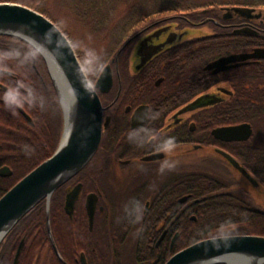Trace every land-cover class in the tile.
I'll use <instances>...</instances> for the list:
<instances>
[{
  "label": "flooded vegetation",
  "instance_id": "af4514ba",
  "mask_svg": "<svg viewBox=\"0 0 264 264\" xmlns=\"http://www.w3.org/2000/svg\"><path fill=\"white\" fill-rule=\"evenodd\" d=\"M224 21L203 18L187 20L183 26L166 22L140 36L134 47L151 32L171 24L176 31L214 25L223 32L251 28L264 33V15L257 20ZM197 39L169 48L142 67L141 62L132 61V52L127 69L122 68L121 53L104 65L103 69H112L113 86L107 93L97 92L104 122H110L89 164L53 195V222L51 214L48 220L45 201L46 235L39 248V264H166L191 246L201 231L199 221L213 215H264L263 191H253L218 153L222 150L237 159L236 149L248 141L218 140L202 122L205 111L223 105L231 96V84L219 82V77L229 78L258 60L214 74L206 66L231 54L204 64L200 54L194 53L199 48L190 44ZM10 45L0 38V199L15 174L26 168L22 155L34 144L35 132L43 135L38 139L40 149L29 154L50 151L63 131L61 106L45 61L26 44H18L20 49L12 56ZM203 72L214 78L207 87L202 84ZM98 78L89 80L95 85ZM230 235L248 234L231 226L219 236Z\"/></svg>",
  "mask_w": 264,
  "mask_h": 264
},
{
  "label": "water",
  "instance_id": "95a60500",
  "mask_svg": "<svg viewBox=\"0 0 264 264\" xmlns=\"http://www.w3.org/2000/svg\"><path fill=\"white\" fill-rule=\"evenodd\" d=\"M220 12H223L224 20L235 17L257 20L264 15L261 10L242 7H224ZM238 32L258 34L251 28ZM192 35L190 29L176 31L174 24L155 30L136 44L132 61L141 62L142 67L171 47L208 36ZM0 36L21 40L40 54L54 84L63 117V131L55 153L0 199L1 247L11 231L42 201L47 203L49 220L50 202L55 192L79 174L96 154L103 130L110 122L109 119L104 122L103 106L97 90L102 93L111 90L113 72L110 66H106L93 85L67 35L45 15L22 4L0 3ZM261 59H264V48H254L248 53L221 57L209 63L205 69L218 74ZM253 134L250 123L218 127L212 131L214 138L224 142H246ZM218 153L253 191L262 190L264 194V186L237 159L222 150ZM259 204L262 206V203ZM22 248L23 242L13 264H18ZM166 264H264V237L230 235L204 239L178 252Z\"/></svg>",
  "mask_w": 264,
  "mask_h": 264
},
{
  "label": "trees",
  "instance_id": "16d2710c",
  "mask_svg": "<svg viewBox=\"0 0 264 264\" xmlns=\"http://www.w3.org/2000/svg\"><path fill=\"white\" fill-rule=\"evenodd\" d=\"M1 2L22 4L42 13L68 36L67 30L54 15L55 10L53 11L50 5L51 0H0ZM53 4L56 11L73 18L101 45L109 44L111 51L105 65L110 64L118 52L125 47L120 55L123 69L126 68L129 53L137 39L163 23L177 22L183 26L187 24V20L199 21L203 18H214L226 22L219 17L220 9L224 7L252 8L264 12V0H253V2L248 0H65L62 5L59 0H55ZM256 31L258 34L248 35L218 30L215 35L196 38L197 40L190 44L199 48H194V53L200 54L202 62L206 64L221 56L250 52L254 48H264V33ZM0 38L10 41L13 52L20 49L16 47L18 44L28 45L15 38L5 36H0ZM18 51L20 57L22 53L20 50ZM167 51L163 53L166 54ZM15 53L12 56H16ZM126 74L129 78L130 74ZM207 74L203 72L205 76L202 84L205 87L214 82V78ZM229 76V78L219 77V82L227 81L231 84V96L223 105L205 111L202 122L207 130L250 123L253 126L254 134L247 143L236 149L235 155L248 170L264 183V59L258 60L248 67L235 70ZM203 90H207V88ZM33 137L35 138L34 144L32 143L28 147L29 150L24 153L25 155H22L26 168L15 174L9 190L49 159L57 150L61 139L60 136L57 137L58 141L46 153L33 152L29 154V151L40 149L38 139L40 140L43 135L37 131ZM50 210L53 222L56 215L55 197L52 199ZM248 214L250 216L237 214V216L225 218L213 215L206 218L204 222L199 221L197 224L200 225L201 231L192 239L191 245L203 239L222 235L223 229L231 226L242 228L245 234L264 237V215L256 212H248ZM45 235V201H42L8 235L2 245L4 259L3 262L0 260V264L14 263L22 241L24 243L18 264H39V248L43 244Z\"/></svg>",
  "mask_w": 264,
  "mask_h": 264
},
{
  "label": "rangeland",
  "instance_id": "374dc122",
  "mask_svg": "<svg viewBox=\"0 0 264 264\" xmlns=\"http://www.w3.org/2000/svg\"><path fill=\"white\" fill-rule=\"evenodd\" d=\"M54 1L55 0H51L50 5L53 8V11H56L53 4ZM64 1L65 0H59L60 5H62ZM248 1L253 2V0ZM60 10L62 9L60 8ZM55 11L54 15L61 21L62 26L67 30V37L71 41L77 56L79 55L78 58L80 57L79 60L88 78H90L92 82H95L107 61L108 55L110 54L111 48L109 44L101 45L96 38L92 37L80 24L74 21L73 18L64 13H59V11ZM217 31L218 30L214 25H209L200 30H191V35H215ZM131 52H133V49Z\"/></svg>",
  "mask_w": 264,
  "mask_h": 264
}]
</instances>
